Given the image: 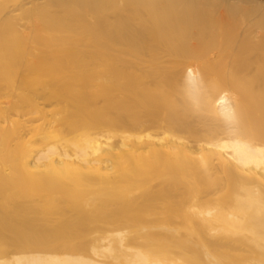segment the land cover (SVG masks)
Here are the masks:
<instances>
[{
  "label": "bare ground",
  "instance_id": "bare-ground-1",
  "mask_svg": "<svg viewBox=\"0 0 264 264\" xmlns=\"http://www.w3.org/2000/svg\"><path fill=\"white\" fill-rule=\"evenodd\" d=\"M0 264H264V0H0Z\"/></svg>",
  "mask_w": 264,
  "mask_h": 264
},
{
  "label": "rangeland",
  "instance_id": "rangeland-1",
  "mask_svg": "<svg viewBox=\"0 0 264 264\" xmlns=\"http://www.w3.org/2000/svg\"><path fill=\"white\" fill-rule=\"evenodd\" d=\"M42 100V99H41ZM151 230H156V229H151ZM135 232H132L130 230H127V229H122L120 230L119 232H116L113 236L114 240L117 242L118 240H120V238H127L131 235H133ZM113 244V243H112ZM100 250H102V253H104L106 256L108 254L107 252V247H104V248H100ZM132 254L135 253L136 251H138L137 249H132V250H129ZM149 252L153 253V254H156L157 257H161V255H164L162 253V249L159 247V246H156V245H153L151 247H149ZM146 254H148V252L146 251ZM91 257L95 258L96 256L93 255L92 253H90ZM102 257V256H99V257H96L100 260H110L109 257ZM131 256V255H130ZM90 258V257H89ZM153 258H155V256H153Z\"/></svg>",
  "mask_w": 264,
  "mask_h": 264
}]
</instances>
